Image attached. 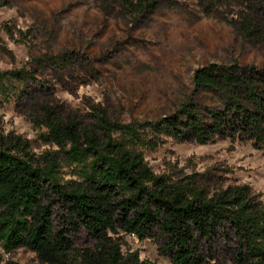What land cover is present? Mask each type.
<instances>
[{
    "label": "trees",
    "instance_id": "trees-1",
    "mask_svg": "<svg viewBox=\"0 0 264 264\" xmlns=\"http://www.w3.org/2000/svg\"><path fill=\"white\" fill-rule=\"evenodd\" d=\"M202 1L212 8L223 4ZM233 1L245 9L246 33L264 41V0L259 7L255 0ZM157 4L124 0L134 14L152 13ZM30 80L25 69L2 72L0 95L24 94ZM193 83L216 105L190 103L156 122L121 124L101 114L82 126L42 107L47 131L41 137L56 151L36 158L19 136L0 129V247L25 248L43 264H153L122 251V237L133 236L154 238L169 264H217L203 247L224 241L235 263L264 264V209L252 203L246 187L209 197L191 178L155 175L141 154L163 135L198 145L224 139L264 146V70L209 65L195 72ZM60 165L71 178L60 176ZM80 234L89 237V247L74 246L70 237Z\"/></svg>",
    "mask_w": 264,
    "mask_h": 264
},
{
    "label": "rangeland",
    "instance_id": "rangeland-1",
    "mask_svg": "<svg viewBox=\"0 0 264 264\" xmlns=\"http://www.w3.org/2000/svg\"><path fill=\"white\" fill-rule=\"evenodd\" d=\"M221 1L212 8L202 0H158L152 13L134 14L124 0H0V73L25 69L34 76L24 94L0 95V129L19 136L36 158L56 151L41 137L47 131L42 107L89 126L101 114L112 122L143 124L190 103L215 106L211 94L194 86L197 70H264V41L241 26L245 9L237 1ZM159 140L156 148L140 149L155 175L191 178L209 197L246 187L252 203L264 209V146L224 139L198 145L164 135ZM61 167L60 176L71 178ZM59 217L54 208L55 225ZM70 239L76 248L91 245L84 234ZM121 242L125 253L169 264L154 238L123 236ZM230 248L218 241L203 252L217 264H237ZM0 264L43 263L25 248L0 247Z\"/></svg>",
    "mask_w": 264,
    "mask_h": 264
}]
</instances>
